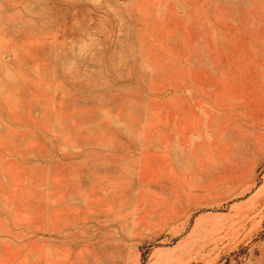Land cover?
<instances>
[{
	"label": "rangeland",
	"instance_id": "obj_1",
	"mask_svg": "<svg viewBox=\"0 0 264 264\" xmlns=\"http://www.w3.org/2000/svg\"><path fill=\"white\" fill-rule=\"evenodd\" d=\"M0 264H264V0H0Z\"/></svg>",
	"mask_w": 264,
	"mask_h": 264
}]
</instances>
